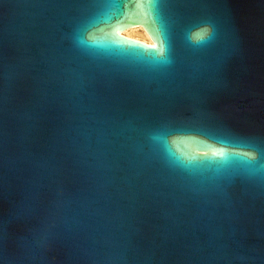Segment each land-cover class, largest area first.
<instances>
[{
	"label": "water",
	"instance_id": "95a60500",
	"mask_svg": "<svg viewBox=\"0 0 264 264\" xmlns=\"http://www.w3.org/2000/svg\"><path fill=\"white\" fill-rule=\"evenodd\" d=\"M98 5L0 0V264H264V0Z\"/></svg>",
	"mask_w": 264,
	"mask_h": 264
},
{
	"label": "snow or ice",
	"instance_id": "6c2138e0",
	"mask_svg": "<svg viewBox=\"0 0 264 264\" xmlns=\"http://www.w3.org/2000/svg\"><path fill=\"white\" fill-rule=\"evenodd\" d=\"M132 0H99V8L100 10L104 8L111 7L115 10L116 13V19H119L121 16L125 15L126 11L130 10L126 9V5H131ZM153 6H154V11L156 14V20L160 25V30L161 33L164 37L163 41L161 42L160 45V51L159 54L152 53L149 54L150 56L154 57L153 60H150L148 62L151 63H165L167 61V54L169 52V41H168V35L167 32L165 31L164 28V22L161 20L159 13L157 11L160 0H152ZM100 17L98 16L96 19L93 20V22L90 24V26L87 28V31H90L94 27H98L100 23ZM198 28L201 29L200 32L196 34V39L197 40H206L210 37L211 32L209 31L210 26L207 25H198ZM159 39V37H157ZM91 39V38H90ZM84 43L88 45V43L84 40ZM91 43H96L95 40H91ZM115 43L119 44V41H116ZM171 138L172 139V144H179V143H184V142H190L194 141L196 138H199V136L195 135H173ZM205 139V138H204ZM206 141H211L212 144H218L221 145L222 147L219 149H214L211 145L205 144L204 148L206 151L204 152V155L206 159L198 161L196 164H201V163H206V162H220V163H227L231 161H238L240 163L248 164L251 163L252 161L257 159V152L245 145L241 144H225L222 143L218 140H214L211 138L205 139ZM200 143H203L202 141H198ZM169 144V141H166V145ZM225 148H241L245 149L244 151H236V152H228L225 151ZM219 158V159H214V158ZM179 159V158H178ZM195 158H189L187 164H192V160ZM181 160V159H179ZM183 161V160H181ZM184 162V161H183Z\"/></svg>",
	"mask_w": 264,
	"mask_h": 264
},
{
	"label": "clouds",
	"instance_id": "9594fccd",
	"mask_svg": "<svg viewBox=\"0 0 264 264\" xmlns=\"http://www.w3.org/2000/svg\"><path fill=\"white\" fill-rule=\"evenodd\" d=\"M209 31L211 32V31H212V29H211V28H209Z\"/></svg>",
	"mask_w": 264,
	"mask_h": 264
}]
</instances>
